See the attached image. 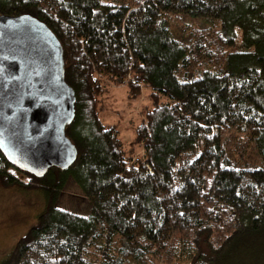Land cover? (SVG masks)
I'll list each match as a JSON object with an SVG mask.
<instances>
[{
	"label": "trees",
	"instance_id": "obj_1",
	"mask_svg": "<svg viewBox=\"0 0 264 264\" xmlns=\"http://www.w3.org/2000/svg\"><path fill=\"white\" fill-rule=\"evenodd\" d=\"M0 14L61 41L78 151L37 177L0 149V185L47 198L0 264H264V0H0ZM113 85L147 101L129 141L101 117ZM70 174L89 215L57 205Z\"/></svg>",
	"mask_w": 264,
	"mask_h": 264
},
{
	"label": "water",
	"instance_id": "obj_2",
	"mask_svg": "<svg viewBox=\"0 0 264 264\" xmlns=\"http://www.w3.org/2000/svg\"><path fill=\"white\" fill-rule=\"evenodd\" d=\"M75 102L52 29L29 14H0V149L7 159L37 177L69 168L78 156L66 133Z\"/></svg>",
	"mask_w": 264,
	"mask_h": 264
},
{
	"label": "rangeland",
	"instance_id": "obj_3",
	"mask_svg": "<svg viewBox=\"0 0 264 264\" xmlns=\"http://www.w3.org/2000/svg\"><path fill=\"white\" fill-rule=\"evenodd\" d=\"M185 21L192 26H206V20ZM176 34L181 35L183 28L174 26ZM146 100L140 97H131L126 85H113L105 98L101 109V117L105 122L116 124L119 130L129 141L135 126L144 118ZM244 166L257 168L262 165L261 157L255 149H250ZM58 173L59 171L56 170ZM26 180V178H22ZM57 205L63 209L89 215L91 205L84 195L82 188L72 174L67 184L59 194ZM47 198L41 191H24L15 187L0 185V261L11 250L18 239L37 221V217L46 210ZM264 240L261 237L260 242Z\"/></svg>",
	"mask_w": 264,
	"mask_h": 264
}]
</instances>
